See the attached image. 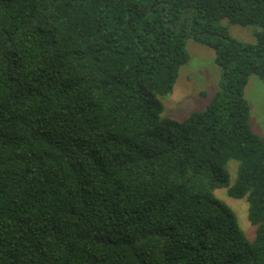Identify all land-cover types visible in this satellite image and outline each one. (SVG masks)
Wrapping results in <instances>:
<instances>
[{
  "label": "trees",
  "instance_id": "1",
  "mask_svg": "<svg viewBox=\"0 0 264 264\" xmlns=\"http://www.w3.org/2000/svg\"><path fill=\"white\" fill-rule=\"evenodd\" d=\"M189 37L215 50L219 86L162 116ZM252 74L264 0H0V264H264ZM220 186L247 197L253 240Z\"/></svg>",
  "mask_w": 264,
  "mask_h": 264
},
{
  "label": "rangeland",
  "instance_id": "2",
  "mask_svg": "<svg viewBox=\"0 0 264 264\" xmlns=\"http://www.w3.org/2000/svg\"><path fill=\"white\" fill-rule=\"evenodd\" d=\"M222 23L236 40L244 43L256 41L257 25L232 23L227 19H223ZM186 48L190 53V60L181 66L172 92L163 97L162 116L185 118L193 110L204 108L219 86L222 71L216 63L215 50L192 37L187 39ZM245 96L250 103L252 127L258 133L264 134V77L252 74L245 88ZM228 166L233 180L236 176L238 161L230 160ZM215 194L237 212L241 227L253 240L257 227L249 219L247 197H231L225 186L217 187Z\"/></svg>",
  "mask_w": 264,
  "mask_h": 264
}]
</instances>
